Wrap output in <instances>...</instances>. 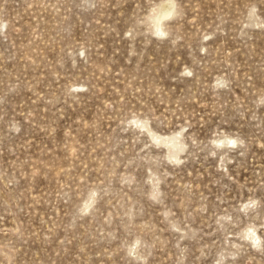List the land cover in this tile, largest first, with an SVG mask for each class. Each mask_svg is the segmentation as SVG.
Listing matches in <instances>:
<instances>
[{
	"label": "rangeland",
	"instance_id": "rangeland-1",
	"mask_svg": "<svg viewBox=\"0 0 264 264\" xmlns=\"http://www.w3.org/2000/svg\"><path fill=\"white\" fill-rule=\"evenodd\" d=\"M0 264H264V0H0Z\"/></svg>",
	"mask_w": 264,
	"mask_h": 264
}]
</instances>
